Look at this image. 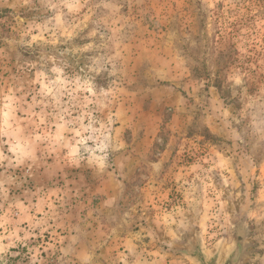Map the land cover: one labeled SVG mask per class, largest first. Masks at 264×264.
<instances>
[{
    "label": "rangeland",
    "instance_id": "rangeland-1",
    "mask_svg": "<svg viewBox=\"0 0 264 264\" xmlns=\"http://www.w3.org/2000/svg\"><path fill=\"white\" fill-rule=\"evenodd\" d=\"M264 264V0H0V264Z\"/></svg>",
    "mask_w": 264,
    "mask_h": 264
},
{
    "label": "water",
    "instance_id": "water-1",
    "mask_svg": "<svg viewBox=\"0 0 264 264\" xmlns=\"http://www.w3.org/2000/svg\"><path fill=\"white\" fill-rule=\"evenodd\" d=\"M247 231L240 229L232 245L224 247L218 245L212 250H207L200 238L191 242L187 249V255L192 264H246L245 260L250 254Z\"/></svg>",
    "mask_w": 264,
    "mask_h": 264
}]
</instances>
